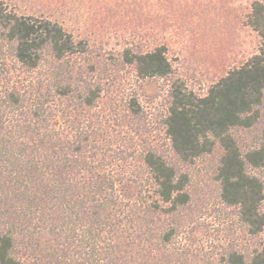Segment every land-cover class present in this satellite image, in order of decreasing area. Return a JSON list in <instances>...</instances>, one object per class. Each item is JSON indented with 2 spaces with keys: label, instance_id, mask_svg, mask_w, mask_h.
<instances>
[{
  "label": "trees",
  "instance_id": "trees-1",
  "mask_svg": "<svg viewBox=\"0 0 264 264\" xmlns=\"http://www.w3.org/2000/svg\"><path fill=\"white\" fill-rule=\"evenodd\" d=\"M257 49L199 95L173 78L164 43L93 53L49 17L0 1V264H185L182 165L218 149L219 197L251 235L264 227V0H251ZM169 82L151 127L139 87ZM223 264H264V246Z\"/></svg>",
  "mask_w": 264,
  "mask_h": 264
},
{
  "label": "rangeland",
  "instance_id": "rangeland-1",
  "mask_svg": "<svg viewBox=\"0 0 264 264\" xmlns=\"http://www.w3.org/2000/svg\"><path fill=\"white\" fill-rule=\"evenodd\" d=\"M18 13L49 17L62 23L76 38L87 40L93 53L118 57L127 46L142 50L164 43L174 67L173 78L202 95L230 69L244 62L259 43L247 26L251 0H0ZM129 82L139 87L140 100L150 120L149 138L162 141L154 117L165 109L169 82L146 78L136 83L128 68ZM264 113L250 128L234 133L240 148L254 145ZM220 152L182 165L189 177L190 202L178 212L184 220L178 243L186 250L185 264H223L230 250L250 253L264 246V227L248 233L237 209L219 197L215 168ZM264 211V202H263Z\"/></svg>",
  "mask_w": 264,
  "mask_h": 264
}]
</instances>
